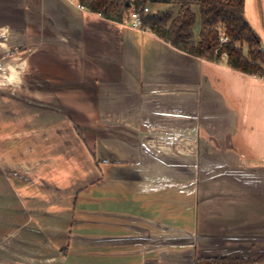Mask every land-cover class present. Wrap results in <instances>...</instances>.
Segmentation results:
<instances>
[{
    "label": "crops",
    "instance_id": "crops-1",
    "mask_svg": "<svg viewBox=\"0 0 264 264\" xmlns=\"http://www.w3.org/2000/svg\"><path fill=\"white\" fill-rule=\"evenodd\" d=\"M244 17L262 36L264 0ZM254 207L263 77L73 0H0V264L251 261Z\"/></svg>",
    "mask_w": 264,
    "mask_h": 264
},
{
    "label": "trees",
    "instance_id": "trees-1",
    "mask_svg": "<svg viewBox=\"0 0 264 264\" xmlns=\"http://www.w3.org/2000/svg\"><path fill=\"white\" fill-rule=\"evenodd\" d=\"M245 0H78L90 12L119 23H128L138 11L140 28L194 57L242 73L264 77V49L244 17ZM166 4L170 9L155 11L151 6ZM147 7L148 12H143ZM196 7L200 19L194 38ZM225 36L222 42L220 36ZM224 54V56H223ZM264 260V256L261 258ZM251 260L200 259L197 264H249Z\"/></svg>",
    "mask_w": 264,
    "mask_h": 264
},
{
    "label": "rangeland",
    "instance_id": "rangeland-1",
    "mask_svg": "<svg viewBox=\"0 0 264 264\" xmlns=\"http://www.w3.org/2000/svg\"><path fill=\"white\" fill-rule=\"evenodd\" d=\"M151 9L155 10V11H164V10H168L170 9V6L166 5V4H158V5H152L151 6ZM194 10L196 11V21H195V24L193 26V32H194V38H197L198 37V33H199V29H200V19H199V14L197 12V9L196 7H194ZM129 23V22H128ZM261 30L262 32L261 35L262 36H258V38L260 39V43H261V47L264 49V19H263V22L261 24ZM75 127V130H76V133L79 134V137L83 140L84 139V136H83V128L80 127V125H77L75 124L74 125ZM89 142V145L91 146L93 143V141L91 140H88ZM256 187V186H254ZM258 187H262V186H258ZM259 188V189H260ZM262 199V198H261ZM255 201V200H254ZM254 211L256 212V215H254L253 219H254V228H255V225L257 224H261L262 226H264V207H262V211L261 210H256L255 207H254ZM262 215V216H261ZM263 221V222H262ZM260 229L259 230H254V234H257V235H260L262 234L261 231V226L259 227ZM264 232V231H262ZM264 235V233H263ZM255 244V243H254ZM253 256H255L254 258H252V264H259V263H264V260H261V258L264 256V251L263 252H260V253H257V254H253Z\"/></svg>",
    "mask_w": 264,
    "mask_h": 264
},
{
    "label": "built area",
    "instance_id": "built-area-1",
    "mask_svg": "<svg viewBox=\"0 0 264 264\" xmlns=\"http://www.w3.org/2000/svg\"><path fill=\"white\" fill-rule=\"evenodd\" d=\"M76 2L78 8L82 9V10H85L84 6L79 4L78 3V0H73ZM148 8L145 7L143 8V12H148ZM129 24L130 26L134 27V28H140V25H141V21H140V16H139V12L138 11H132L131 14H130V19H129ZM220 40L222 42L226 41V37L225 36H220ZM224 56V54H223ZM264 78V77H263Z\"/></svg>",
    "mask_w": 264,
    "mask_h": 264
}]
</instances>
